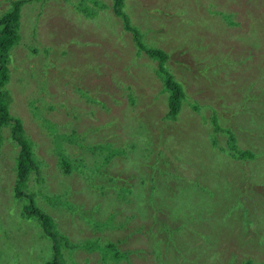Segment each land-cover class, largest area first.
<instances>
[{"label":"rangeland","instance_id":"1","mask_svg":"<svg viewBox=\"0 0 264 264\" xmlns=\"http://www.w3.org/2000/svg\"><path fill=\"white\" fill-rule=\"evenodd\" d=\"M18 1L6 88L35 168L17 184L20 147L3 127L0 264L263 262L264 0H124L186 90L175 120L156 61L139 52L114 0H0V17ZM78 86L104 95L99 111ZM129 94L133 130L98 127L121 108L104 111L112 97ZM217 123L255 155L233 156ZM99 142L124 154L105 165L90 150ZM31 198L46 223L27 212Z\"/></svg>","mask_w":264,"mask_h":264},{"label":"trees","instance_id":"2","mask_svg":"<svg viewBox=\"0 0 264 264\" xmlns=\"http://www.w3.org/2000/svg\"><path fill=\"white\" fill-rule=\"evenodd\" d=\"M23 2L30 0H22ZM113 10L116 15L120 16L124 22V28L130 32L133 36V40L139 50V52L145 53L149 58L156 61V74L160 79L164 90L167 92V112L166 117L169 119H177L183 103L187 100V93L184 87L181 85L179 80H177L168 68L167 62L170 59L168 53L157 47H149L144 44L142 40V36L137 27L131 24V21L124 10V0H114L113 1ZM20 2L15 3L14 8L0 17V146L2 144V128L9 125L12 128V136L15 142L20 147L18 162H17V171H18V185L25 182V180L29 177L31 171L35 168L34 164V155L32 150L31 143L24 137V126L21 120L12 116L9 110V91L6 88L8 81L10 80V52L12 47L17 43L19 39V21H20V13L18 10ZM83 86L86 88L85 84ZM83 87H76V91L86 98V102L90 105L89 109L94 112L95 110L99 111L97 107H95V102L98 100L101 102L103 106V96H94L88 89ZM108 94V93H106ZM126 96V95H125ZM129 103L124 102L122 97H112L113 101L107 109H104L106 112L109 109L114 107H120L118 112H111L110 118L106 120L105 125H100L98 127H114L122 129L124 132L126 130H133L130 127L132 120L129 114V107H135V100L132 95L129 94ZM128 104V106H127ZM108 105V104H107ZM194 109H198V102L193 101L191 103ZM80 112V117H82V112ZM75 113V111H74ZM212 120L215 119L217 122V116L214 113ZM126 119V120H125ZM123 121L122 123L117 124L115 121ZM215 125V124H214ZM97 126L95 129L98 128ZM216 130L222 131L224 130L228 134V146L231 151V154L237 158H245L248 156H254L255 153L253 150L249 148H242L239 146L237 142L236 135L231 128H222L218 123L216 125ZM60 138L64 139L65 137L69 138L65 133H61ZM73 141L80 142V145H84V141L79 137L78 133L75 131L73 134ZM150 149V148H149ZM90 150L101 153L103 163L106 165L111 162L116 156L124 154L123 149L113 146L110 143L99 142L93 145H90ZM151 150V149H150ZM150 152V151H149ZM148 156V155H147ZM64 161H67L66 158L63 157ZM68 162V161H67ZM83 162L79 160L77 162H73V167H76L79 170H83ZM65 172L69 173L68 168L65 169ZM191 185H198L195 179L190 180ZM19 196L22 192L17 189ZM27 212L29 214H33L34 216H38L40 220L46 223L45 215L36 207L34 204V200L31 198L30 203L27 205ZM48 231V230H47ZM56 260L48 262L47 264H58L55 263ZM257 264H264L263 262H259Z\"/></svg>","mask_w":264,"mask_h":264}]
</instances>
